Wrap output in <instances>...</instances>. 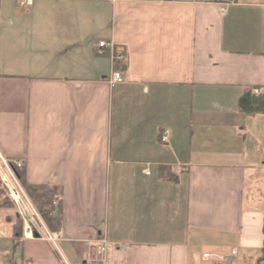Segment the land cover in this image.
<instances>
[{"label":"crops","instance_id":"1","mask_svg":"<svg viewBox=\"0 0 264 264\" xmlns=\"http://www.w3.org/2000/svg\"><path fill=\"white\" fill-rule=\"evenodd\" d=\"M219 5L0 0V154L60 198L55 246L0 209V264H82L100 237L113 264H264V116L239 110L264 91V0Z\"/></svg>","mask_w":264,"mask_h":264},{"label":"trees","instance_id":"2","mask_svg":"<svg viewBox=\"0 0 264 264\" xmlns=\"http://www.w3.org/2000/svg\"><path fill=\"white\" fill-rule=\"evenodd\" d=\"M239 110L247 116H264V91L258 94H253L252 90L244 92L239 100ZM13 168L21 188L46 229L49 232H58L60 229L58 210L55 215H51V202L58 196V190L42 185H29L25 182L23 171L17 170L15 167ZM9 208H13V204L7 197L6 190L0 183V209ZM10 220L13 222L12 235L17 238L20 237L22 234L21 220L16 218L13 213L6 216V222L9 223Z\"/></svg>","mask_w":264,"mask_h":264},{"label":"built area","instance_id":"3","mask_svg":"<svg viewBox=\"0 0 264 264\" xmlns=\"http://www.w3.org/2000/svg\"><path fill=\"white\" fill-rule=\"evenodd\" d=\"M233 3V0H222L220 12L223 14L225 13L226 9L231 6ZM31 0H22L19 4V6H30ZM99 46H103V43H99ZM120 80V74L119 73H113L112 77L110 79V83L114 84L117 81ZM164 140V138H163ZM9 162L3 158L0 155V180L2 182V185L5 187L8 193V197L14 202L18 214L22 219L25 221V217L27 215L28 210L32 212L34 217L38 220L37 215L33 211L32 207L30 206L29 202L27 201L23 191L21 190V187L18 183L17 177L12 172L9 164ZM17 168H20V164H16ZM57 204L56 201L52 203V206L55 207ZM42 226V225H41ZM44 235L46 236L47 240L54 243L57 239V236L55 234L50 235L47 233V231L43 228ZM24 236L25 237H31L32 232L31 229L25 224L24 228ZM94 250V258H89L86 256V254L83 256V264H113L112 261L108 258V247L103 239H98L96 243L92 246ZM234 255V253H232ZM221 264H227L226 260L223 258H220Z\"/></svg>","mask_w":264,"mask_h":264},{"label":"rangeland","instance_id":"4","mask_svg":"<svg viewBox=\"0 0 264 264\" xmlns=\"http://www.w3.org/2000/svg\"><path fill=\"white\" fill-rule=\"evenodd\" d=\"M22 48V49H21ZM14 49H17L20 53L19 54H17L16 55V57H25V58H27V56L28 55H30L31 56V54H35L33 51H31V52H29V51H27L29 48H26V45H25V42H23L22 43V45H20V46H18V47H16V48H14ZM39 54H40V52H38ZM45 54H47L48 52H44ZM3 56V55H2ZM45 63H47V64H57V61H54L53 63H52V61L49 59V58H47V59H45ZM26 64H28V63H26ZM52 69H55V68H52ZM68 69H74V68H68ZM79 69V68H78ZM81 69H84L83 67H81ZM65 73V72H64ZM115 94H116V92H115ZM117 102H115L114 103V112H116L115 110H117ZM117 118V117H116ZM4 210H7V211H10V213H14V209L13 208H9V209H4Z\"/></svg>","mask_w":264,"mask_h":264}]
</instances>
